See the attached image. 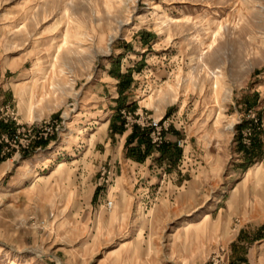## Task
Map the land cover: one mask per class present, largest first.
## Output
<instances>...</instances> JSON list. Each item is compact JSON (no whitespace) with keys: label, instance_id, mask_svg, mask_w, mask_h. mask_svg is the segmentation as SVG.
<instances>
[{"label":"rangeland","instance_id":"rangeland-1","mask_svg":"<svg viewBox=\"0 0 264 264\" xmlns=\"http://www.w3.org/2000/svg\"><path fill=\"white\" fill-rule=\"evenodd\" d=\"M0 145V264H264V0H0Z\"/></svg>","mask_w":264,"mask_h":264},{"label":"crops","instance_id":"crops-1","mask_svg":"<svg viewBox=\"0 0 264 264\" xmlns=\"http://www.w3.org/2000/svg\"><path fill=\"white\" fill-rule=\"evenodd\" d=\"M114 124L116 123L114 121L112 122L111 119L104 120L103 123L106 129L110 126L112 127V125L114 126ZM111 131L112 130H110V132ZM114 138L117 142V146L115 147L113 153L107 151V154H117L115 156L114 161H112V163L114 164L111 168V173L113 176H116L119 173L120 176L123 178L125 177V175H130L131 173L133 177L137 176L136 178H138L142 174L146 173L148 174V177L153 178L154 171H147L146 166L154 165V162L156 161L160 163L168 162L170 164H174L173 160L176 159L177 161H180L183 157V155L178 156V158L170 157V154H166L164 152V150H166L164 148L160 150H155V148L150 145L149 138L146 136V134H140L138 132L134 134L133 131L128 130L126 132H123V134L115 135ZM167 141L169 144L178 146V142L180 141V139L172 134H167ZM125 154H128V156H126ZM120 176L119 178H121ZM153 184L154 183L150 182H148V184L146 185L143 184L146 188L141 187L139 191H146L149 189L148 186H151ZM137 185V183L111 184V186L114 187L113 190L116 191V197L118 199L124 197L132 198L133 192H135ZM110 191V189H107V194H102V197L105 196L107 199H109V194L111 193ZM123 192H126V195H124ZM262 232H264V228ZM259 241L263 243L262 247H264V236H262V239Z\"/></svg>","mask_w":264,"mask_h":264},{"label":"built area","instance_id":"built-area-1","mask_svg":"<svg viewBox=\"0 0 264 264\" xmlns=\"http://www.w3.org/2000/svg\"><path fill=\"white\" fill-rule=\"evenodd\" d=\"M150 139L154 146L158 148L166 141L165 134L169 131L171 127V122L165 121L162 123L161 121L153 122L150 124ZM182 141L178 142V146L182 147ZM113 203L108 202V207L112 208Z\"/></svg>","mask_w":264,"mask_h":264},{"label":"bare ground","instance_id":"bare-ground-1","mask_svg":"<svg viewBox=\"0 0 264 264\" xmlns=\"http://www.w3.org/2000/svg\"><path fill=\"white\" fill-rule=\"evenodd\" d=\"M61 3V2H60ZM109 7L111 6V5H108ZM67 11V10H66ZM69 12V11H68ZM65 13V12H64ZM217 35L218 34H216L215 35V38H214V41L212 42V44H209V46H205V43L204 42H202V45L203 46H205L204 48H203V54H207L208 52H209V50L213 47V44L216 42V38H217ZM76 37H77V39L78 40H81L82 39V36L80 35V34H78V35H76ZM212 50V49H211ZM57 60H58V58L56 59V62H57ZM219 77H221V75H218V76H216V79H217V81H218V79H219ZM215 82V88H217V84H218V82ZM26 86V85H25ZM46 93V92H45ZM48 93V92H47ZM31 96V100L34 98V96L33 95H30ZM45 98L43 97H41L40 98V102L41 101H43ZM33 107V106H32ZM140 217L138 218V223H139V228L141 229V230H143L144 228H145V217H144V214H140L139 215ZM139 232V231H138ZM136 234H138V233H136Z\"/></svg>","mask_w":264,"mask_h":264},{"label":"trees","instance_id":"trees-1","mask_svg":"<svg viewBox=\"0 0 264 264\" xmlns=\"http://www.w3.org/2000/svg\"><path fill=\"white\" fill-rule=\"evenodd\" d=\"M163 148L166 149V150H164V152L166 154H170V157H176V158H178V156H181V154H182L181 153L182 150L177 145L165 143L163 146L160 147V149H163ZM1 149H2V146L0 145V151H1ZM250 149H255V148H253V147L252 148H249L246 152L247 153H251Z\"/></svg>","mask_w":264,"mask_h":264}]
</instances>
